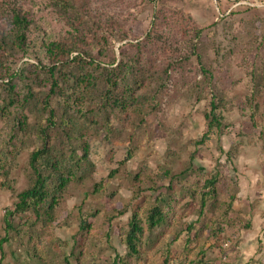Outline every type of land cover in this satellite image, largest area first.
<instances>
[{"label":"rangeland","instance_id":"obj_1","mask_svg":"<svg viewBox=\"0 0 264 264\" xmlns=\"http://www.w3.org/2000/svg\"><path fill=\"white\" fill-rule=\"evenodd\" d=\"M87 1L92 13L76 50L88 52L86 65L54 63L49 44L75 37L66 26L70 15L52 0H6L32 16L21 49L8 48L10 10L0 3L7 42L0 47V264H49L29 257L30 234L63 242L71 264H164L165 255L186 264L181 258L198 259L220 220L234 249L223 253L211 239L199 263L264 264V0ZM152 20L156 43L142 45ZM121 62L133 67L125 75ZM102 68L114 70L110 95ZM85 77L88 88L80 84ZM215 98L221 128L204 141ZM41 128L54 159L78 163L45 229L50 238L30 226V210L10 218L17 232L4 225L33 180L28 159ZM213 177L198 220L204 183ZM154 205L164 221L144 233L137 257L126 255L131 214L144 223ZM193 222L194 234L186 230Z\"/></svg>","mask_w":264,"mask_h":264},{"label":"trees","instance_id":"obj_2","mask_svg":"<svg viewBox=\"0 0 264 264\" xmlns=\"http://www.w3.org/2000/svg\"><path fill=\"white\" fill-rule=\"evenodd\" d=\"M52 4L50 6L54 8L57 12H62L64 15H70L71 20L66 18L68 21V24L66 25L71 32L73 33L74 40L69 42H56L49 44L51 51L50 55L53 58L54 63L64 62V64L68 63V61L72 62H81L82 64L86 65L88 64V61H91L89 59L90 55H88V52L82 51L80 53H77V47L81 45V42L83 41V32L85 30L86 24L88 23L87 19L91 15L92 11L90 9V2L87 0H52ZM84 1V3H83ZM0 3L4 6L6 3V0H1ZM7 10H10V19H8V23L11 26L12 33L9 34L7 38V42L10 43L8 48L12 49L13 47H16L17 49L23 46L24 42V35L25 32L29 29V26L32 24V16L28 12H21V10L18 7L10 8L9 3L5 4ZM151 24V30L145 35L144 42L142 45L146 44V41H148V44L154 45L156 42V39L154 38V33L156 34L157 29L154 26L155 23L152 22ZM110 31H112V28H108ZM104 31V30H103ZM120 35L122 33L120 32ZM12 38V39H11ZM6 39V36H1L0 38V47L4 46L7 42L4 40ZM121 39H126L125 36H122ZM73 42V43H72ZM76 52L77 55L74 57H71V54ZM197 55L196 50L193 48V51L191 52V55ZM133 68L132 65L125 66L122 62L119 63L118 71L122 70V74L125 75V72L129 70V68ZM169 67V66H168ZM54 66H51L48 71H53ZM101 69V68H100ZM104 73L107 74L106 78V85L108 87L107 94L110 95V93L117 88L116 80H112L111 78H108V76L112 75V72L114 70H105L102 68ZM111 73V74H110ZM89 76V75H88ZM87 76V77H88ZM115 79V78H114ZM126 77H123V82H125ZM80 84L83 86H86V88L90 87L91 82L89 78H82L80 79ZM54 89H56V86H54V83L50 85L49 91L50 93H54ZM126 89L128 87L126 86ZM111 90V92H110ZM214 100L216 102H214ZM218 98L212 99L209 103V112L205 114V120L207 121V133L204 136V141L208 138V134L212 130H219L221 128V118L216 113L217 104H218ZM113 106L118 105L117 98H114L112 101ZM46 106V110L49 109L48 105ZM55 115L52 110L48 111V116L46 118L47 122L54 123ZM67 121H64L63 123H66ZM68 125V124H67ZM40 136H41V144L39 147L34 149L29 156L28 159V166L32 173L33 180L28 188L22 190L16 195V202L13 205L12 210H8L5 212L4 217V225L5 230L14 231L12 230V223L10 221V218H12L15 214L24 213L28 210H30L34 214V221L30 224L32 228H39L40 232L47 236V238L51 237V235L45 233V229L47 227V224H51L53 220V209L56 207L58 199H59V193L62 192L67 184L69 183L70 179L74 177V172L77 170V162H75L74 166H66V160H63V162L58 161L57 159H54L52 157V148L48 143L49 137L46 133V128L40 129ZM129 156L127 159H129ZM81 161V160H80ZM216 184V177H213L209 180H206L203 186V192L201 194L200 204L197 209L198 214V220L204 217L203 213V207L205 205V198L212 194V191L214 190ZM233 197L229 198L228 204H226V207L224 209V212L228 213L231 212V201L233 200ZM146 219L143 223L141 218L137 215L132 213L130 216V219L127 223V231L125 233L123 244L126 249V255L130 257H137L139 255L138 246L141 243V239L144 236V233L146 231H152L156 227H159L165 218V213L162 211L161 206L154 205L152 207H149L147 210ZM122 215L123 212H120ZM8 218V219H7ZM196 224L193 222V224H189L186 227L187 232L189 233H195L194 227ZM145 225V227H144ZM89 225L86 224L84 221H81L80 228H88ZM246 228H249V224H247ZM206 224L205 226L201 227L200 233L202 234L204 230H206ZM17 232V231H14ZM199 234V233H198ZM198 234L195 235L198 236ZM220 235H223L222 237ZM231 235L230 232L227 231L224 225V221L220 220L218 223V226L216 228H213L210 230V234L206 236V242L207 247L200 248L198 251L199 258L198 259H191L187 260V258H181L183 261H187L186 264H200L199 259L201 256H203L207 249L209 248V241L212 239L214 243L220 242L218 248L222 250L223 253H227V251L233 250L235 243L232 238H229ZM46 238V239H47ZM7 239V238H6ZM41 239L40 236L30 234V238L28 240L29 245V257L32 259L39 260L41 262H47L49 264H54V261L58 259V257L62 258V264H71L69 261V256L65 254L64 249L62 248V243L59 245H56L53 243L54 239L57 241L56 238H50L49 240ZM6 242L4 239L3 242ZM212 242V241H211ZM212 242V243H213ZM228 245L223 247V244L227 243ZM211 243V244H212ZM40 245V249H38L36 246ZM215 247V246H214ZM210 249V248H209ZM51 257V261L48 262V258ZM118 259V258H117ZM120 261V259H118ZM123 261V260H122ZM121 261V262H122ZM57 264V263H56ZM59 264V262H58ZM164 264H182V262H172V260L168 257V255H165ZM203 264H210L208 262H205Z\"/></svg>","mask_w":264,"mask_h":264},{"label":"built area","instance_id":"obj_3","mask_svg":"<svg viewBox=\"0 0 264 264\" xmlns=\"http://www.w3.org/2000/svg\"><path fill=\"white\" fill-rule=\"evenodd\" d=\"M228 245V242L227 243H225V244H223V247H225V246H227Z\"/></svg>","mask_w":264,"mask_h":264}]
</instances>
